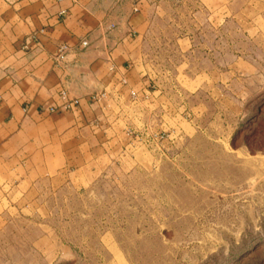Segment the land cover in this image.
<instances>
[{
    "label": "rangeland",
    "instance_id": "obj_1",
    "mask_svg": "<svg viewBox=\"0 0 264 264\" xmlns=\"http://www.w3.org/2000/svg\"><path fill=\"white\" fill-rule=\"evenodd\" d=\"M138 3L130 77L1 162L0 264H264V0Z\"/></svg>",
    "mask_w": 264,
    "mask_h": 264
},
{
    "label": "crops",
    "instance_id": "obj_2",
    "mask_svg": "<svg viewBox=\"0 0 264 264\" xmlns=\"http://www.w3.org/2000/svg\"><path fill=\"white\" fill-rule=\"evenodd\" d=\"M131 3L0 0V166L32 146L36 128L80 126L94 94L130 77L140 15V4ZM61 44L69 51L58 61ZM62 91L79 105L51 112Z\"/></svg>",
    "mask_w": 264,
    "mask_h": 264
},
{
    "label": "built area",
    "instance_id": "obj_3",
    "mask_svg": "<svg viewBox=\"0 0 264 264\" xmlns=\"http://www.w3.org/2000/svg\"><path fill=\"white\" fill-rule=\"evenodd\" d=\"M87 46H88L87 41L82 42V47H87ZM68 51H69V46L67 44L59 45L58 46V53L56 56L57 60L63 61L65 59ZM60 96L63 100V103L57 108H55V107L50 108L51 112H55L56 110H58V108H60L62 110H70V109H73L79 105V100L78 99H69L66 91H62L60 93Z\"/></svg>",
    "mask_w": 264,
    "mask_h": 264
}]
</instances>
